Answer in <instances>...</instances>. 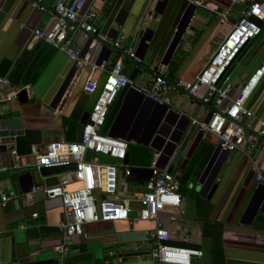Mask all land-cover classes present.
<instances>
[{
	"label": "crops",
	"instance_id": "obj_1",
	"mask_svg": "<svg viewBox=\"0 0 264 264\" xmlns=\"http://www.w3.org/2000/svg\"><path fill=\"white\" fill-rule=\"evenodd\" d=\"M35 1L38 6L32 0H0V76L8 80L7 86L0 90V117L39 129L40 143L32 148L40 151L49 143L78 139L80 118L93 96L81 88L83 69H76L63 53L31 37L33 28L49 25L57 0ZM245 3L246 0L237 4H231L230 0H84L82 9L92 14L96 37L107 42L121 37V48L131 46L134 53H142L137 61L143 66L125 56L121 58L123 74L134 86L141 87L151 85L158 63L165 64L160 62L162 55L188 5H193L165 64L168 103L164 105L177 116L171 117L170 125L160 133L166 139L180 136V142L165 156L161 152L167 150L166 140L153 142L158 147L151 146L160 152L159 166L177 181L179 230H172L173 209L160 211L157 217L170 233L169 243L181 244L180 238L184 236L187 246L201 251L200 256L191 258L190 264H264V185L255 180L257 172L264 177V150L255 147L248 156L233 150L221 160L215 157L209 162L215 139L207 133L198 136L197 127L190 122V118L204 120L208 110L199 106L198 94L187 95L176 85L178 79L184 82L195 79ZM149 12L152 16L147 18ZM221 13H225L227 20H221ZM259 25L260 33L233 61V64L240 61L241 67L232 76L229 68L233 88L244 82L264 55V22ZM74 43L82 44L79 35L74 37ZM169 81L174 84L170 85ZM127 88L118 93L104 124L109 122L106 133L112 127L113 132L123 135L127 143L124 158L121 161L102 155L97 158L117 164L121 174L127 168L126 192H131L141 189L148 176L144 154L154 135L152 125L158 109L139 95H125ZM22 89L27 100L19 103L17 97L12 99V94L16 96ZM244 104L252 113V129L264 124V74ZM118 111V118L112 124ZM26 172L31 175L29 179L20 177ZM63 176L67 174L40 175L30 154L0 155V196L6 197L4 202L0 200V264H24L51 257L58 260L57 264H155L147 257L148 245L146 236L143 237L153 223L135 218L140 206L132 200L128 201V219L84 223L82 234L74 236L67 253L59 257L53 247L61 239L57 229L62 211L60 199L47 198L40 190L28 197L25 193L33 185H51ZM5 177H18L16 196L10 193L7 182H3ZM200 179L207 184L203 193ZM76 186L72 182L67 189ZM6 201L11 203L3 213L1 208ZM33 212L36 217H31ZM128 231L139 233L141 239L118 240L120 233Z\"/></svg>",
	"mask_w": 264,
	"mask_h": 264
},
{
	"label": "built area",
	"instance_id": "obj_2",
	"mask_svg": "<svg viewBox=\"0 0 264 264\" xmlns=\"http://www.w3.org/2000/svg\"><path fill=\"white\" fill-rule=\"evenodd\" d=\"M38 6L37 1L32 0ZM231 4L239 0H230ZM84 0H57L52 7V20L47 26L33 28L31 37L39 39L63 53L76 69L85 72L82 90L94 95L85 122L81 125L78 139L69 142H53L43 150L31 148L36 169L75 163V169L66 172L56 183L47 186L33 185L25 193L28 197L35 190H40L47 198H59L61 218L57 229L61 239L53 247L59 257L64 256L74 236L82 234V225L97 221H115L129 218L128 201L139 204L135 218L151 221L152 228L145 232L148 245L147 257L155 264H190L192 257L201 255L199 249L189 247L186 237H181V244L169 243L170 233L163 228L157 217L158 212L173 209L172 230L178 231L176 219L180 217V195L177 181L173 174L158 164L160 152L152 151L148 165V176L141 189L126 192V168L121 169L115 163L101 162L102 155L121 161L126 150V141L119 137L101 133L111 104L121 89L134 86L122 72L121 58L133 56V48H121V37L110 42L117 50L113 61L102 60L96 64L93 60L101 47L97 29L91 24L92 14L83 12ZM149 12L147 18L151 17ZM222 21L227 20L221 13ZM264 22V0H246L239 9L238 17L230 21L228 31L220 38L211 56L202 66L192 82L180 79L176 85L188 90L192 95H199V106L208 110V118L197 120L190 118L202 133L210 134L218 143L221 151L239 150L246 156L255 148L264 150V124L255 129L251 127L252 113L245 107V101L264 74V55L258 66L237 88H233L227 69L231 66L241 49L254 37ZM79 35L80 43H74ZM108 65V66H107ZM96 72L98 74L96 75ZM166 66L158 63L155 67L150 86L136 87L144 97L160 104H167ZM8 80L0 76V90L6 87ZM202 91L201 94L198 91ZM12 94V99H15ZM255 180L264 185L261 173L255 174ZM72 182L77 186L67 189ZM4 202L6 197L0 196ZM36 217V213H31Z\"/></svg>",
	"mask_w": 264,
	"mask_h": 264
},
{
	"label": "water",
	"instance_id": "obj_3",
	"mask_svg": "<svg viewBox=\"0 0 264 264\" xmlns=\"http://www.w3.org/2000/svg\"><path fill=\"white\" fill-rule=\"evenodd\" d=\"M192 9H193V5L189 4L188 8L185 10L180 22L178 23L177 31L175 32L174 36L170 40L169 44L167 45L160 62H163L165 64L167 63L169 56L171 55L176 43L178 42L179 34H180L182 28L186 25L187 19L191 14ZM141 40L142 39H140V42H141ZM98 41H100L102 45H101L100 49L98 50L97 55H96L95 60H94V62L96 64H99L102 60H106L111 49H112L110 42H107V41L100 39V38H98ZM138 47H139V43H138L137 48ZM141 55H142V53H140V54L134 53L132 57L128 56V55H125V57L127 59H129L131 62H133L134 64H136L138 66H143L142 64H140L137 61L139 56H141ZM69 78H70V75L67 77L66 82L69 80ZM168 83L170 85L174 84L172 81L171 82L169 81ZM64 88H62V90H64ZM178 89L181 90L182 92H184L185 94L192 96L188 90H183L179 87H178ZM126 90L127 91L125 92V95H127V93H134L136 95H139V97H141V98L143 97L145 100L149 101L152 105H154V107L156 109H158V117L152 125V134L154 133V135H152V139L150 141L151 144L149 143V147H150L149 152L152 153V151L155 150L154 148L159 146V145H157V146L153 145V142H155L157 140H160V142L166 140L167 150L165 149V151H162L161 154H162V156L166 153L169 154L170 151L173 150V148L175 146H177L178 143L180 142V136H176L175 138L167 137V139H166L165 136H161L160 130L165 129L166 126L170 125V123L173 120L171 117L174 118L177 115L173 114V112L170 109H167L166 105L159 104L156 101H153V100H150V99L144 97L139 91H137L136 87H134V86H129ZM16 97H17V101L19 103L26 102V100H27L26 91L24 89L18 91V93H16ZM118 114H119V111L114 116V118L112 120V124L115 123L116 119L118 118ZM87 115H88V111H84L82 113V116L80 118L81 124H83L85 122ZM208 116H209V114L207 115L206 119L208 118ZM12 120H14V119H2L0 117V155L2 157H4V154L6 152L12 153L16 156L28 155L31 153L32 146L40 143V131H39V129L23 127V125L21 123L19 124L17 120L16 121H12ZM106 134L110 135V136H114V137L123 138V135H121V132L120 133L119 132H113L112 127H111V129H109V131ZM201 134H202V131L198 130L197 135L200 136ZM151 146H153L154 148H152ZM226 153H227V151H221L219 149V145L217 143L215 145L213 155L211 156L209 162H212L215 157H218L219 160H221ZM74 169H75V163L70 162L68 164L40 166L37 169V172L40 175H48V174H59L61 172H66V171L74 170ZM20 177L29 179L31 177V175L28 172H26V173L21 174ZM212 177H213V174L211 175V177H209L208 181ZM15 180H18V177H14V178L5 177L4 181H3L4 183L7 182V184L10 187V193L13 196H16V194H17L16 190H15ZM199 183H200L199 186L201 188L200 191L203 193L204 191H206L207 184H204V182L202 183L201 179L199 180ZM10 203L11 202L6 201L3 204V207L1 208V211L3 213H6L7 208H9ZM143 237H145V233H143ZM139 239H141L139 233L133 232V231L122 232L118 235V240H120V241H133V240H139ZM57 262H58V260L56 258L51 257V258H46V259L29 261V262L24 263V264H57Z\"/></svg>",
	"mask_w": 264,
	"mask_h": 264
},
{
	"label": "rangeland",
	"instance_id": "obj_4",
	"mask_svg": "<svg viewBox=\"0 0 264 264\" xmlns=\"http://www.w3.org/2000/svg\"><path fill=\"white\" fill-rule=\"evenodd\" d=\"M232 18L233 19H235L236 18V16H232ZM119 44L121 45V41L119 42ZM243 50V49H242ZM241 50V51H242ZM241 51H240V53H241ZM239 53V54H240ZM116 54H117V50L116 49H113V50H111L110 51V53H109V56H108V61H112L113 60V58L116 56ZM238 54V55H239ZM241 60H242V58H241ZM233 64V63H232ZM231 64V65H232ZM231 67V71H230V76H232L233 74H235L236 72H237V69L239 68V67H241V64H240V61L239 62H237V64H233L232 66H230ZM229 67V68H230ZM229 68L227 69V71H228V73H229ZM119 94H117L116 95V97L118 96ZM93 96V98H94V95H92ZM115 97V98H116ZM93 101V100H92ZM114 101H115V99H114ZM114 101H113V103H112V105L110 106V108L114 105ZM91 106V105H90ZM90 106H87V111H89L90 110ZM110 110V109H109ZM109 125V122L107 123V125H105L102 129H101V133H106V127ZM144 156L146 157V159H147V164L149 165V163H150V159H151V153L149 152V147L147 148V150H146V152H145V154H144ZM128 183L130 184V181L128 180ZM131 185V184H130Z\"/></svg>",
	"mask_w": 264,
	"mask_h": 264
}]
</instances>
